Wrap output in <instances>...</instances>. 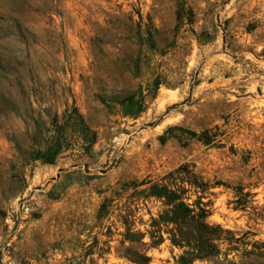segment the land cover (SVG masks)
<instances>
[{
  "label": "rangeland",
  "instance_id": "obj_1",
  "mask_svg": "<svg viewBox=\"0 0 264 264\" xmlns=\"http://www.w3.org/2000/svg\"><path fill=\"white\" fill-rule=\"evenodd\" d=\"M154 183L229 232L215 254L170 243ZM129 248L264 264V0H0V264Z\"/></svg>",
  "mask_w": 264,
  "mask_h": 264
},
{
  "label": "trees",
  "instance_id": "obj_2",
  "mask_svg": "<svg viewBox=\"0 0 264 264\" xmlns=\"http://www.w3.org/2000/svg\"><path fill=\"white\" fill-rule=\"evenodd\" d=\"M180 11L178 10V17L180 16ZM189 178L193 181H190ZM194 181L196 182V178L191 175L188 177V181L185 182L190 187H195L196 183ZM144 184L142 183V185ZM146 184H149V182ZM185 192L184 186L176 183L171 185L154 183L149 188V196L162 200L164 206L167 207V210L159 216V221L165 225L172 226V229L168 232L170 243L179 248L190 249L187 256L192 261L194 258H204L215 254L217 252L216 243L222 240L223 234L226 235L229 232L223 231L219 226L213 227L207 224L208 213L198 200L194 201L192 205L186 204ZM129 234L128 231L126 235L128 237H125L127 240H129ZM143 237L144 235H139L140 240ZM150 239L153 247L159 246L164 242L159 232L157 237L150 236ZM125 258L133 264L149 263V258L144 253H138L131 248L127 249Z\"/></svg>",
  "mask_w": 264,
  "mask_h": 264
}]
</instances>
